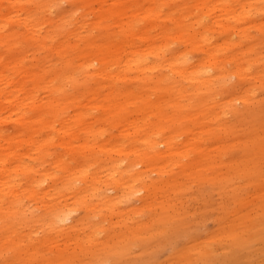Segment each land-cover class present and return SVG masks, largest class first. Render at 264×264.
Listing matches in <instances>:
<instances>
[{
    "label": "bare ground",
    "instance_id": "obj_1",
    "mask_svg": "<svg viewBox=\"0 0 264 264\" xmlns=\"http://www.w3.org/2000/svg\"><path fill=\"white\" fill-rule=\"evenodd\" d=\"M62 1L0 0V264L132 263L206 186L169 264L264 262V0Z\"/></svg>",
    "mask_w": 264,
    "mask_h": 264
},
{
    "label": "rangeland",
    "instance_id": "obj_2",
    "mask_svg": "<svg viewBox=\"0 0 264 264\" xmlns=\"http://www.w3.org/2000/svg\"><path fill=\"white\" fill-rule=\"evenodd\" d=\"M71 2L72 0L62 1L60 6L56 8V12L64 9L66 10V8L71 6ZM262 109H264V107H262ZM200 188L201 187H193L192 192H189L192 194L189 195L188 193L189 196L185 199V201L188 200L190 203L192 201V205L188 203V201V204L185 202V207H188L187 214L189 215H187L185 219L179 221L177 228L174 229V231H172L166 238L163 236L154 241H149L150 238H146L143 243L139 240L135 245L129 247L128 253L125 257H127L128 261H130L131 259L132 263L128 262V264H169L171 261L170 258L174 256L176 251L180 250V254L193 246L196 242L204 240V237L219 225L216 220L219 216H221L223 213H225L228 218L232 216V213H230L232 207H229V204L232 202L231 198H220L218 196L216 197L215 194H213L212 196L210 189L208 190L209 193L207 192L208 195L204 194L205 190L207 191L208 189L207 186L205 187L206 189L204 188V190L201 188L203 193L201 192V195H199L200 193H198L197 190H199ZM195 192L198 195L195 194ZM201 196L204 197L202 198ZM196 197L198 199L200 197L201 199L198 200ZM213 197L216 198V201ZM211 198L213 199L211 200ZM208 199H210L211 201L214 200L213 202L216 204L209 201ZM201 200L202 203L204 202V204L206 201L210 202L211 204L206 202L208 206H206L207 204L202 205L200 204ZM222 202H226L228 205L224 203L223 206ZM220 203L222 204V206ZM190 212L192 216L190 215ZM260 242L261 241L255 242L254 244H259ZM230 246L232 245L230 244ZM250 250L249 248L243 249L238 246H233L230 248L229 253H231L232 255L229 257V259H227L228 261L226 260L227 256L225 254H221L218 256V258H220L218 262L220 263L216 262V264H224V261L225 264H264V262L260 260V257L256 253V256L254 258L250 256L248 253V251L250 252ZM188 253L191 254V252ZM199 262L197 261L195 264H199ZM201 262L203 263L204 261L201 260ZM201 262L200 264H202ZM205 263L206 262H204V264Z\"/></svg>",
    "mask_w": 264,
    "mask_h": 264
}]
</instances>
